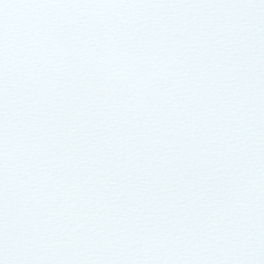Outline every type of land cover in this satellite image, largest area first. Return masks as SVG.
<instances>
[{
    "label": "snow or ice",
    "instance_id": "snow-or-ice-1",
    "mask_svg": "<svg viewBox=\"0 0 264 264\" xmlns=\"http://www.w3.org/2000/svg\"><path fill=\"white\" fill-rule=\"evenodd\" d=\"M0 264H264V0H0Z\"/></svg>",
    "mask_w": 264,
    "mask_h": 264
}]
</instances>
